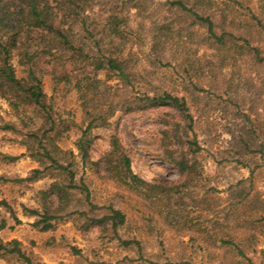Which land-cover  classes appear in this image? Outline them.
Segmentation results:
<instances>
[{
    "label": "rangeland",
    "instance_id": "374dc122",
    "mask_svg": "<svg viewBox=\"0 0 264 264\" xmlns=\"http://www.w3.org/2000/svg\"><path fill=\"white\" fill-rule=\"evenodd\" d=\"M103 1L105 9L95 8L100 19L115 3L125 7L127 33L134 34L124 51L131 84L100 73L107 123L92 130L86 164L76 142L92 110L75 91L54 90L51 78H44L48 98L69 126L65 138L48 149L64 166L71 164L76 185L89 189L90 201L81 189L68 190L65 200L42 195L54 183L67 186L69 179L38 154L43 151L27 136L31 126L21 124L0 98V125L15 123L21 133L0 132V152L23 155L0 163V176L12 179L0 181V201L22 222L0 208V225L5 223L0 238L18 240L42 264H264V62L254 53L264 57V0H180L210 18L223 41L167 0ZM14 65L22 77L17 61ZM163 93L186 100L193 132L176 109L138 108V102L144 105L140 98ZM114 138L150 190H131L110 172L117 158L107 160ZM189 141L201 148L197 154ZM172 155L195 170L181 173L168 161ZM35 169L43 171L39 180L14 182ZM110 207L126 215L118 237L110 225L87 221L108 215ZM25 208L48 210L59 219L43 232L33 226L39 218ZM121 241L138 244L126 247ZM0 264L22 263L0 258Z\"/></svg>",
    "mask_w": 264,
    "mask_h": 264
},
{
    "label": "trees",
    "instance_id": "16d2710c",
    "mask_svg": "<svg viewBox=\"0 0 264 264\" xmlns=\"http://www.w3.org/2000/svg\"><path fill=\"white\" fill-rule=\"evenodd\" d=\"M167 1L179 10L191 14L198 22L207 26L211 36L223 41L225 35L218 37L215 34L214 23L210 18L201 16L183 1ZM104 4L103 0H0V98L8 103L21 124L31 126L27 136L34 139L38 149L43 151L38 154L51 161L54 168L61 170L69 179L67 186L54 183L42 192L46 199L53 196L65 200L68 198V190L81 189L90 201V191L85 185L78 187L71 164L64 166L48 149V146H54L65 138L69 126L55 110L53 101L48 98L44 90V78H51L54 90L63 86L67 92L75 91L83 105L92 110L88 113L91 120L76 142L84 164L90 157L92 130L99 124L107 123L102 109L106 95L105 89L104 92L102 89L100 73L104 72L108 77L115 75L131 84L124 51L133 41L134 34L127 33L128 25L122 15L125 7L115 3L107 11L109 15L100 19L96 17L95 8L100 6V10L105 9L108 4ZM254 53L258 61L264 62L259 50L255 49ZM14 61L21 68L22 77L18 76ZM139 101L144 105L141 106L138 102V108L176 109L187 122V129L194 131V119L184 98L163 93L153 97L145 96ZM0 132L21 134L15 123L0 125ZM176 136L182 144V139ZM187 144L193 154L201 150L196 141H189ZM112 148L107 160L109 162L111 156L117 155L115 165L110 168L116 180L131 190H150L153 186L134 174L130 158L121 149L118 139H113ZM22 156L0 152V163L12 164ZM168 161L177 164L183 174H191L195 170L184 157L177 160L172 155ZM42 174L43 171L35 169L30 177L14 182L37 181ZM0 181L10 182L12 179L0 176ZM245 198V195L241 196V200ZM0 208L9 213L16 224L22 223L7 201H0ZM109 210L108 215L89 218L87 221L92 226L110 225L114 235L118 237V229L125 225L126 215L113 207ZM25 212L28 216L39 218L33 226L43 232L52 230L53 222L59 219V216L48 210L41 212L25 208ZM4 228L3 222L0 230ZM121 242L126 247L138 244L136 241ZM239 253L243 254L241 251ZM0 258H15L22 264H42L35 263L16 239L4 242L0 238Z\"/></svg>",
    "mask_w": 264,
    "mask_h": 264
}]
</instances>
